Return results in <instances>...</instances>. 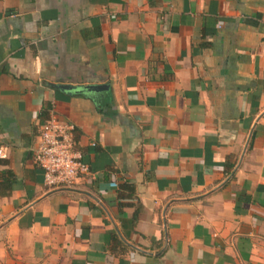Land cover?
<instances>
[{"label": "crops", "instance_id": "0c3cea01", "mask_svg": "<svg viewBox=\"0 0 264 264\" xmlns=\"http://www.w3.org/2000/svg\"><path fill=\"white\" fill-rule=\"evenodd\" d=\"M263 24L264 0H0V264H264ZM51 111L72 187L34 160Z\"/></svg>", "mask_w": 264, "mask_h": 264}, {"label": "built area", "instance_id": "2783aa9c", "mask_svg": "<svg viewBox=\"0 0 264 264\" xmlns=\"http://www.w3.org/2000/svg\"><path fill=\"white\" fill-rule=\"evenodd\" d=\"M72 131L73 126L60 122L52 111L40 127L34 160L43 170V183L48 188L72 187L77 179L90 174L81 154L73 149Z\"/></svg>", "mask_w": 264, "mask_h": 264}, {"label": "water", "instance_id": "95a60500", "mask_svg": "<svg viewBox=\"0 0 264 264\" xmlns=\"http://www.w3.org/2000/svg\"><path fill=\"white\" fill-rule=\"evenodd\" d=\"M55 89L63 91H74V92H97L106 88V85H88L85 87L76 88L71 85H52Z\"/></svg>", "mask_w": 264, "mask_h": 264}]
</instances>
